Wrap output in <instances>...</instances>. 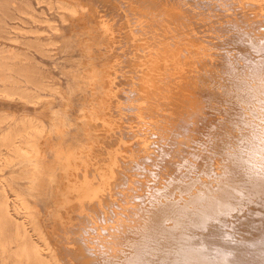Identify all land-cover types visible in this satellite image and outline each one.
<instances>
[{"label": "bare ground", "instance_id": "6f19581e", "mask_svg": "<svg viewBox=\"0 0 264 264\" xmlns=\"http://www.w3.org/2000/svg\"><path fill=\"white\" fill-rule=\"evenodd\" d=\"M90 1L120 57L112 73L128 78L120 88L109 79L107 105L86 112L105 123L113 146L97 159L63 135L42 137L50 130L41 122L5 130L0 164L31 187L58 165L77 221L60 224L51 242L37 203L12 189L11 206L0 179V256L13 255V264H264V0ZM137 33L147 34L143 47ZM125 58H145L143 75ZM16 208L31 212L42 242Z\"/></svg>", "mask_w": 264, "mask_h": 264}, {"label": "rangeland", "instance_id": "374dc122", "mask_svg": "<svg viewBox=\"0 0 264 264\" xmlns=\"http://www.w3.org/2000/svg\"><path fill=\"white\" fill-rule=\"evenodd\" d=\"M65 1L0 0V121H2L0 136L13 128L26 126L29 121L41 122L47 130H50L49 133H42V137L46 136L49 141H54L55 138L63 135L72 147L81 150L92 148V153L96 154L97 159H104L101 150L111 149L113 146L111 133L105 129V123L99 117L91 119L86 112L91 108L96 112H102V107L107 105L105 92L109 88V79L120 88L127 84L128 78L118 77L112 73L120 57L115 50L109 48L110 40L100 27L102 11L92 6V1L88 3L86 0H70L74 1L81 11L83 10L71 14L68 9L65 11L62 7V10L61 5H58V2ZM208 2L212 4L214 1L208 0ZM193 26L197 30L203 27L199 22H194ZM125 29L122 28L121 31ZM121 34V32L117 34V39ZM146 35L136 34V43H140L141 47L145 44L143 42L146 41ZM125 59L122 64L129 66V61L135 62L136 68L140 70L138 74L143 75L145 58L134 61ZM240 61L238 66L244 64L242 60ZM98 89H101L100 92L95 91ZM16 121L19 124H16ZM57 128L61 130L58 131ZM1 137L0 149L5 150L4 143L8 144L9 141L3 142ZM16 159L18 158L14 157V161ZM3 165L0 164V179L4 180V191L8 195L10 205L12 206L13 200L12 189L20 191L30 206L37 203V207L41 210L40 224L43 233L55 243L58 238L57 233L60 232L59 225L73 224L77 221L73 210L77 205L73 202L77 198L73 197L67 188L68 180L64 178L65 173L57 165L51 175L48 174L49 171L44 173L31 187L25 176L22 174L19 175L20 177L16 176L11 164ZM1 187L0 185V196L3 195ZM37 191L40 194L37 195L35 193ZM33 194H36V198ZM30 209L34 208L28 210ZM16 210L17 213L13 215L17 217L26 215L25 209L16 208ZM26 216L28 232L33 240L42 242L37 235H34L35 231L30 229L31 212ZM32 216H36V213L33 212ZM4 233L5 236L13 234L10 228ZM59 245L49 246H54L61 252ZM9 246L13 247L14 242H10ZM42 246L46 247L43 244ZM48 249H43L42 252L48 253ZM75 256L79 258L86 255L82 253ZM86 258L89 264H94L91 259ZM49 263L56 264L53 258ZM166 263L167 261L163 260L161 264ZM0 264H13V255L7 257V253H2Z\"/></svg>", "mask_w": 264, "mask_h": 264}]
</instances>
